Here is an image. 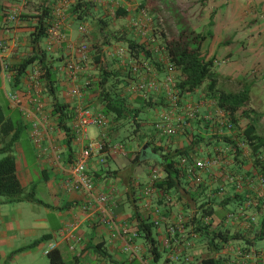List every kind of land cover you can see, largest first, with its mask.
I'll list each match as a JSON object with an SVG mask.
<instances>
[{
    "label": "crops",
    "instance_id": "obj_1",
    "mask_svg": "<svg viewBox=\"0 0 264 264\" xmlns=\"http://www.w3.org/2000/svg\"><path fill=\"white\" fill-rule=\"evenodd\" d=\"M33 1L36 0H0V38L8 45L4 52V61L8 63L7 70H2L0 61V113L3 114V119L0 121V147L17 133L18 137L11 146L15 156L16 175L24 190L26 192L33 191L34 196L43 203L29 200L14 203L0 201V264H19L21 260L29 256L32 257L33 254L46 256L45 249L50 243L56 244L55 249L60 252L65 263L66 255L69 254V262L72 264H80L84 261L95 264H133L134 262H138V264H200V260L210 254L206 249H204L205 252H202V247L195 244L197 237L195 233L190 232V227L184 225L183 229H178L174 233H169L167 230V225L175 221L176 214H188L185 211L188 202L183 191H181V199L175 198L177 200L171 201L169 204H164L160 200L154 185L150 197L143 195L144 189L149 185V174L143 173L145 169L138 170V163L144 165L145 162H149L145 158L146 154H150L146 149V152H142L145 158L142 162L133 160L135 157L133 151L136 149L127 151V145H124L123 142L125 149L122 153L116 156L103 154L106 158L103 165L97 163L96 156H92L88 161L87 168L94 174L97 189L109 194L110 202L107 207L111 206V212L113 211L116 221L120 224L121 232L110 228L109 223L104 221L102 210L93 207L83 209L86 202L82 192L68 193L62 189L59 182L60 171L53 161V152L56 151L59 154L61 164H67L78 145L67 133L72 120H59L53 110V105L54 102L60 103L63 109L71 112L79 99L69 96L67 93L68 83L65 77L55 70V67L68 59H73L74 54L68 48V44H77L85 40L77 31L79 21H75L74 18H67L64 29L65 41L60 47L57 45L54 49L47 50L45 39H42L40 45L46 52L44 61H53L56 81L53 96L44 87L40 91L41 109L38 111L34 103L35 91L30 88L27 79L28 70L38 63L35 61L29 63L26 65L25 71L18 76L12 70L13 65L20 63L33 51L28 39L31 25L35 19L32 16L34 13L32 11L34 8L37 9ZM128 1L139 3L142 1L141 6L147 7L149 12L152 10L151 13L157 11L159 6L166 7L172 17L174 28L172 25H169V28L173 34L179 33L182 29H192L201 35V52L207 59L213 58L212 70L216 78V88L225 92H246L248 94L246 109L250 117L258 120L257 128L261 129L260 120H264V0H105L104 4L97 3V12L103 13V10L113 6L114 2H120L126 9H130L128 7L133 4ZM12 9H17L22 18L20 21L5 23V14ZM69 14L71 13L69 12ZM118 20H120L119 23L124 22L123 18ZM154 32L155 29L150 26L145 37L150 36V33L153 36H150L151 40L157 41L156 34L153 35ZM14 37L18 38V45L15 46H13ZM112 48H109L112 51H107L106 56L109 59L113 57V60L118 62L113 64H117L123 70L125 59L117 55L116 46H112ZM97 69V67L94 69L92 65L88 66L87 70L79 77L78 82L83 84L85 80H90L92 83L98 76ZM92 75H95V78L91 77ZM89 88L91 89L85 90L81 101L84 105L99 110V105L95 103L97 91L92 86ZM11 94L18 96L19 102L12 100ZM189 98L198 101L195 103L198 117L188 116L189 109L186 106ZM178 99L179 102H177L174 111L177 114L182 111L183 115H179L191 118V120H188L184 129H180L176 134L170 136L169 141L156 142L157 140H155L149 146L162 145L164 148H183L191 144L192 139H195L194 136L199 134L203 138H200L198 145L193 146L196 149L195 157L213 156L219 145L214 142L205 145L208 135L216 134L218 136L226 133L232 137L231 131L216 129L225 120H211L215 100L207 95L205 84L192 92L179 95ZM216 113H219L217 108ZM37 120L41 122L39 129L43 133L47 132V137L42 138L40 147H37L31 138L32 126ZM148 121L152 123L156 120ZM64 124L67 125V131ZM212 124L215 125L214 129L211 127ZM115 126L116 122L110 121L108 128L104 130V139L111 144L119 142L120 131L115 130ZM153 127L146 124L144 131L151 135L148 136L149 139L144 138L143 143L156 138L155 134L152 135ZM98 133L99 130L92 138L98 137ZM114 134H116L115 137ZM145 146H147L146 143ZM133 147L135 148V143ZM222 147H226L225 144H222ZM142 150H144V146ZM243 151L247 152L245 146ZM125 160L129 161L130 165L126 166ZM248 167L243 168V171L252 173L251 165ZM201 175L203 181L198 186V190L191 188L192 182L188 177L184 178L183 184L187 190L197 194L203 191L208 197L213 192L212 187H215L217 177L215 171L201 172ZM206 177L208 180H204ZM256 183V180L251 181L243 190L248 191V196L252 199V202L249 201L251 202L250 206L244 212L247 215L255 214V221L256 218H259L261 223L264 219V209L258 211L255 208L254 194L263 197L264 188ZM225 188L227 191H231V184H227ZM256 188H258V192L255 191ZM3 199L4 197H0V200ZM134 203L138 205L140 212L149 216V220L152 221L156 216L161 218L160 224L153 227V236L159 243V249L162 250V256L157 261L150 255L143 240L136 241L140 237L136 236L129 240L131 233L136 230L132 216ZM223 211L224 209L215 208L212 215L220 216L222 219L225 215ZM236 219L238 220L231 222L237 224L235 227L232 226L233 229H236L234 233L243 235L244 238L253 236L254 230L259 228L264 231V224L256 226L255 221L251 223L241 215ZM74 221L78 222L74 225L73 232L79 237V241L75 242V250L71 251L69 242L63 233L66 227H69ZM222 221L224 220L222 219ZM225 226L231 228L229 227L230 223ZM128 240L135 248L134 254L124 248ZM34 241L39 242L31 248L20 250ZM239 241L242 242V240ZM260 243L261 241L256 242L255 245L243 243L244 246L250 247L245 246L244 251H255V254L248 253L250 258L256 259L252 261L253 264H264V254L256 255L258 251L255 246ZM96 244H99V250L96 249ZM260 249L264 251V247ZM100 250H105L110 254V257L100 255ZM218 253H216V257L220 256ZM246 256L244 255V257ZM228 257L229 261L227 260L225 263L221 261V264L242 263L241 258L234 259L232 254H229Z\"/></svg>",
    "mask_w": 264,
    "mask_h": 264
},
{
    "label": "trees",
    "instance_id": "obj_2",
    "mask_svg": "<svg viewBox=\"0 0 264 264\" xmlns=\"http://www.w3.org/2000/svg\"><path fill=\"white\" fill-rule=\"evenodd\" d=\"M55 4L54 0H43L39 13L35 14L34 23L31 25V31L28 34L29 43L32 46V52L29 56L22 59L18 64L12 66V70L16 73V76L21 75L25 71L26 65L35 61L38 63L43 74L41 80L44 84V88L51 94L55 92V74L53 70V61L45 62V50L41 47V41L48 33V29L51 26L52 19V6ZM142 4V3H141ZM94 4L90 0H77L71 7L70 13L76 16V19H84L88 16V13L93 14ZM126 12L122 8L116 9V17H122ZM95 30L98 34H101L103 45H109L111 42H119L127 47L128 53L138 59H148L151 61L152 67L157 69L159 79L165 76L163 62L157 61V56L160 55L158 49L151 45L147 41H139L134 35V32L115 31L107 29L109 23L107 20L99 17L94 22ZM134 35V36H133ZM201 35L196 33L192 29H182L174 36L168 37L162 33V52L166 54L168 62L173 68L177 70V78L174 84L177 95H183L198 89L201 85L205 84L207 95H209L217 107L223 111L228 120V127L234 130V135L224 133L216 136L208 135V141L205 145H209L211 142L216 143L217 147H222L225 144L226 147L222 152L221 160L226 159L230 161L229 167H232L239 173L242 179L247 181L248 184L253 180H249L250 173L243 171L241 168L245 164V159L242 157V145H244L250 153L252 159V170L256 175L264 178V134L259 132L257 128V121L249 116V112L246 109L248 104V94L246 92H225L216 88V78L214 77L213 58L207 59L201 52ZM94 47L100 49L98 45ZM122 47V46H121ZM101 54L95 52L93 54L94 60L99 64L97 79L92 82V86L97 91V105L99 110L108 115L110 121L116 122L114 127L117 130L120 126L132 125L134 130H137L141 124H150L149 114H154L153 110H164L167 108L169 102L166 99L164 92H158L149 96L147 99H143L142 96L135 95L134 98L126 92L127 85L130 80L135 78L132 76L130 68L125 63L123 70L121 67L111 68L110 65L102 63L100 65ZM54 111L58 115L59 120H71V112H67L62 108L60 103L54 102ZM145 115V117H144ZM148 117V118H147ZM153 118V117H152ZM3 119V114L0 113V121ZM240 119H246L245 126H239ZM67 126V125H66ZM65 126V130L68 128ZM153 126V125H152ZM219 127V125H218ZM221 124V128H222ZM152 135L154 127L152 128ZM68 133V132H67ZM116 136V134H114ZM137 141L144 139L151 135L144 131L141 134H137ZM143 135V136H142ZM18 137L17 133L12 135L11 138L6 141L0 147V197H4L1 202L14 203L22 200L36 201L43 203L37 199L33 191H25L21 186L18 177L16 175V162L15 156L12 153L13 141ZM195 139H192L191 144L184 146L183 148H164L162 145L149 146L152 143L151 140H147L145 143L149 147L147 153L157 156L155 161L163 176L158 178L154 183V187L159 197L163 194L176 196L177 199H181L182 192L186 195L185 211H188V221L184 223L185 227H190V232L195 233L199 238L198 242L203 240L205 248L209 254L207 257L200 260V264H221L220 256L216 257V253L231 240H242L244 244L255 245L256 242L264 240V231L261 228L254 230V235L251 237H245L237 233H231L227 225V221L233 220L232 217L226 219V223L223 227L213 228L210 226L209 221H205L203 215H212L216 206L220 209L226 210L228 206L236 205L240 208L252 202V199L248 196V191H243L244 188H238L236 185H232L231 191L226 196H219L217 190L214 193L205 196V192L195 193L185 188L183 180L187 176L185 166L180 164V157L196 152L193 148L194 145H198L200 142L199 134H196ZM219 143V144H218ZM222 143V144H221ZM135 155L134 161H144L142 152ZM221 154V152H220ZM240 171V172H239ZM243 181V183H245ZM264 185V184H263ZM264 188V186H263ZM221 189V188H217ZM241 189V190H240ZM198 190V187H197ZM202 193V194H201ZM255 195V205L258 211L264 209V196ZM253 195V196H254ZM164 196V195H163ZM218 196V197H217ZM161 200V199H160ZM251 201V202H249ZM132 216L134 218L137 237H140L147 245L148 252L152 258L157 261L162 256V250L159 249V243L153 236L152 221L149 220V216L144 215L138 210V205L133 204ZM244 212V211H243ZM245 213V212H244ZM247 215V214H246ZM250 220V219H248ZM256 222V221H255ZM254 223V222H253ZM260 223V222H259ZM261 225L264 224L262 219ZM241 234V233H240ZM46 239V238H43ZM39 241H34L32 244L21 248L20 250L31 248L35 246ZM245 245V246H246ZM244 246V249H245ZM99 250V244L95 245ZM248 247V246H246ZM250 248V247H248ZM97 250V251H98ZM244 251V250H243ZM246 251V250H245ZM100 255L110 257L105 250H100ZM245 255V254H244ZM48 264H66L57 249L50 250L46 253ZM224 258V263L229 259ZM235 259V256H234ZM241 264H245L241 261Z\"/></svg>",
    "mask_w": 264,
    "mask_h": 264
},
{
    "label": "built area",
    "instance_id": "obj_3",
    "mask_svg": "<svg viewBox=\"0 0 264 264\" xmlns=\"http://www.w3.org/2000/svg\"><path fill=\"white\" fill-rule=\"evenodd\" d=\"M55 4L52 6V19L51 26L48 29V33L45 39V46L47 50L54 49L57 45L61 46L62 42L65 41V32L66 27V7L69 5V0H54ZM95 2H102L104 0H94ZM142 12H144L142 10ZM22 18L20 12L17 9H12L7 12L4 17L5 23L20 21ZM77 31L82 35L86 32V28L83 23H80L77 27ZM18 45V38H13V46ZM8 48L7 43L0 38V61L1 68L3 71L8 69V63L4 61V52ZM74 54L73 59H68L64 61L61 65L55 67V70H58L68 83L67 93L72 98L79 99L73 110L71 111V126L69 127L68 133L71 138L78 145L77 150L73 153L71 160L67 164H61L59 159V154L53 152V161L58 170L60 171V185L65 192H82L85 196L86 204L83 206V209L93 207L104 212V221L109 223L110 228L117 232H121L120 224L116 221L113 211L111 212V206L107 207L110 202L109 194L104 191H99L95 185L94 174L88 170L87 165L88 161L92 156H96L98 164L103 165L106 162L104 153L109 156H116L123 152L124 145L122 142H116L111 144L106 142L104 139L105 131L110 123V118L108 115L104 114L100 110H94L87 105L83 104L81 97H83L85 90H87L90 85V80H85L84 83H79V77L87 70L91 58V49L87 42L80 41L77 44H68ZM118 56L125 59V63L128 68H130L134 80H130L127 85V90L130 92H136L145 98V95H151L152 93L164 92L167 101L169 104L167 108L160 113L159 120L154 122V130L159 136H173L181 127H183V120L181 116H178L174 109L177 107L178 96L174 88V80L170 75H165L163 78L159 79L151 74V63L148 59H140L132 57L128 51L122 47L116 49ZM162 57L158 59L160 61ZM150 63V64H149ZM147 73V74H146ZM43 70L39 64L31 67L27 72V79L29 82L30 88L35 91L34 103L37 106V110L41 109V99L40 91L44 87V84L41 80ZM10 98L19 102L18 96L11 94ZM189 109L188 116H194L195 107L188 105ZM41 125L40 120H37L36 123L32 126L31 138L32 142L40 147L41 140L44 137H47V132L44 133L39 129ZM95 126L98 130V137L92 138L89 135V127ZM182 129V128H181ZM221 152V154H220ZM223 150H219L218 155L213 156H204V157H195L193 153L182 155L180 157V164L185 166V170L190 181L195 185H200L202 182L201 172L209 171L214 168L220 161L221 156L223 155ZM159 178L157 171L151 170L149 174V185L148 188H145L143 195L145 197H150L153 193V185L156 180ZM236 186L241 188L240 183H237ZM164 195V196H163ZM160 199L167 203L171 201V197L163 194ZM188 213V211H187ZM245 216V218L250 219L249 222L253 223L255 221L254 215H246L243 211L239 214H230L228 217H240ZM160 217H155L152 219V223L155 226L160 224ZM208 217H204L205 221H208ZM188 220V214L178 213L175 216V221L172 224L167 225V230L169 233H174L178 229H183L184 223ZM78 223L74 221L70 226L66 227L64 230V237L69 242V249L71 251L75 250V242L79 241V237L73 232L74 225ZM123 227V225H122ZM137 232L134 230L129 237V240L136 237ZM127 241L124 248L129 250L134 254L135 248L132 246L130 241ZM56 244L50 243L45 249V253L50 250L55 249ZM80 264H95L88 261L80 262Z\"/></svg>",
    "mask_w": 264,
    "mask_h": 264
},
{
    "label": "rangeland",
    "instance_id": "obj_4",
    "mask_svg": "<svg viewBox=\"0 0 264 264\" xmlns=\"http://www.w3.org/2000/svg\"><path fill=\"white\" fill-rule=\"evenodd\" d=\"M42 1L43 0L33 1L35 3V6H37V9L33 7L34 10L32 12H34V13H32L33 14L32 16H35V14L39 13L40 8L42 6ZM76 1L77 0H69V5L66 7V9L68 10V15L66 16V21H67V18L68 19L69 18L70 19L74 18L75 21H77V22L79 21V23H77V27H78V25L80 23L84 24V26L86 28V32L83 35H81V37L85 40V42H87L89 44L90 49H91V53L92 54H91L89 66H91V65L94 66V69L96 67L98 68L99 64L95 62L94 57H93V54L95 52H97V53L101 54L100 55L101 56L100 65L102 63H105V64L110 65L111 68H116V67H118L117 64H113V63H118V62H115L113 60V57H110V59L107 58L106 52L107 51H112V49H113L112 46L113 47L116 46V49H118V47L122 46V48L127 50V47L124 44H121L119 42H111L109 45H103V43H102L103 38L101 37L102 35L98 34V32L95 30L96 27H94L95 25L93 23L97 18L101 17V18H103V19L108 21V23H109V26L107 27L108 30L109 29L115 30V31H121L122 30L124 32H131V30H132L134 32V35L135 36L137 35L136 37L138 38L139 41H141V42L142 41H147L148 43H151V45L155 46V49H158V52H160V55L157 56L156 60L160 61L158 58L162 57L161 58V60H162L161 62H163L162 65L164 66V72L163 73L165 75H170L173 78L174 82L176 81V78H177V75H178L177 70L172 67V65L168 62V58L166 57V54L162 52V33L167 35L168 37H170L171 35L172 36L176 35L175 33L173 34V33L170 32L169 25H172V28H174V27H173V24H172V21H171L172 17L169 14V12H168L166 7L159 6L157 11H155L154 13H151L152 10H150V12H149V9L147 7H142L141 6V2L142 1L140 3L137 2V1H136L137 3L135 1H128L129 3L133 4V6H129L128 7L130 9H126L123 6V4L120 3V2L119 3L114 2V4H112L113 6H111V7L109 6L110 7V8L108 7L109 9L105 8L103 10V13L100 12L101 13L100 14V13L97 12V2H95L94 0H90V2H92L94 4L93 11H92L93 14L88 13V16L86 18H84V19L83 18L82 19H76V16L74 17L73 14H69V12L71 10V7L75 4ZM104 1L98 2V4H104ZM125 1H127V0H125ZM117 7L118 8L120 7L123 10H125L126 14L125 15L123 14L122 17L115 18L116 17V9H117ZM137 8L139 9V11H138ZM67 10H66V14H67ZM142 10L144 12H142ZM121 18H123V20H124L123 23H119L120 20H118V19H121ZM115 20H116V23H115ZM150 26L155 29V32L153 33V35L156 34L155 37H156L157 41L151 40V37H153V36L150 33H149V35L151 37L150 36L145 37L147 35L148 29H150ZM95 45H98V47L100 48V49H98L99 51H97V48L94 47ZM108 47L112 48V49L110 50ZM141 60H143V59H140V61ZM150 63H151V61H150ZM97 74H98V69H97ZM151 74H153V76L156 77V78H158V76H161V75L158 74L157 69H155L152 66H151ZM94 76L92 75L91 77L95 78ZM95 80H93L92 82H94ZM90 86H92V83H91ZM88 89H91V88H88ZM126 92L128 94H130V96L132 98H134L135 95L141 96V95L137 94L136 92H130L128 90H126ZM149 96H151V95H145V98L144 97H142V98L143 99H147ZM152 96H153V94H152ZM178 102H179V99H178ZM95 103L97 105V100H96ZM195 103H198V101L197 100L194 101V99H190L189 98L186 108L188 107L189 104L194 106L195 107V115L194 116L198 117V110H197V106L195 105ZM214 105H215V107H214V109L212 108V118H211V120H225L222 123L223 127L221 128V125H219V127H217L216 129L217 130L219 129L221 131L222 130L223 131H227V132L231 131L230 133L233 136L234 135V130L230 129L228 127V120H227L226 115L223 113V111H221L217 107L216 103ZM216 108L219 111V113H216ZM153 111H154V114L152 113V114L148 115L149 117H151L148 120H156L157 121L160 118V113H162L164 110L161 109V110H153ZM179 114L183 115L182 111H180L177 115L180 116ZM144 117H145V115H144ZM181 118H182V120L184 122L183 127H181V128L184 129L186 127V125L188 124V120H191V118L188 119V118H185L184 116H182ZM201 119H203V118H201ZM260 122H261V124L260 123L259 124L261 125L260 126L261 129H259V132L264 134V125H263L264 124V120H260ZM150 124H152V123H150ZM245 124H246V119L245 120L244 119H240L239 126H245ZM132 125L120 126L117 129L118 131H120V135H119L118 140L120 142H123L124 145H127V148H126L127 151L130 150V149H136L135 151H133V153H135V155H138V153L143 149V146H144V150L148 149V151H149V147L145 146V143H143V139L137 141V137H140L137 134H141V133L144 132V130L146 129V124H141L138 127L137 130H134V127ZM152 125L154 126V124H152ZM211 127H212V129H214L215 125L212 124ZM97 132H98V130H97V128L95 126H90L89 127V135H90V137H94L95 133H97ZM153 134L156 135V138H153V141H155V140H157L156 142H167V141H169L168 140L169 139L168 136L160 137L158 134H156L155 130L153 131ZM113 136L115 137V135H113ZM159 137H160V140H159ZM145 138L149 139L148 137H145ZM134 143H135V148L133 147ZM223 149L224 148H222V147H218V149L215 151L214 155L217 156L218 153H219V150H223ZM243 149H244V145H242V157L247 162H245V164H243L244 167L242 166V168H241L242 170H243V168H249L248 166H250L252 164V159H251L249 150L245 147V151H247V152H244ZM197 157H204V156H197ZM145 158L149 162H145L144 165L138 163V166H139L138 170H140V169L144 170L145 169L143 171V173L148 175V174H150L151 170L155 169L157 171V173L159 174V178L161 176H163L162 171L160 170L158 164L155 162V161H157V156L153 155V154H146ZM149 158H152V159H149ZM125 161H126V166L130 165L129 161H127V160H125ZM229 162L230 161H228L226 159H224V160L222 159L211 170L202 171V172H213V171H215V174H216V177H217V181H216L215 187H212V190H213L212 193H214L215 190H217L218 193L221 194L223 197H224L225 194H229L228 193L229 191H227L226 188H225V186L227 184H231V188L233 187L232 186L233 184L236 185L237 183H240L241 189L242 188L245 189L247 187V181L248 180L244 181L242 179L241 175L239 173H237V171H235L233 166L229 167V165H230ZM147 171H148V173H147ZM247 176H248L249 180H256V182L259 185L264 186L263 185L264 184V178L260 177L259 175H256L254 173V171H252V173H250ZM201 177H202V175H201ZM206 179L208 180V177L204 178V180H206ZM202 181H203V179H202ZM243 181L245 183H243ZM198 186H200V185H195L193 183L191 184V188H197ZM217 188H221V189L219 190ZM255 191L258 192L259 191L258 188H256ZM212 193H210V194H212ZM175 198H176V196L171 195V201L177 200ZM185 198H186V196H185ZM164 204H169V202L164 203ZM24 206H26V205L24 204ZM248 206H250V205H247V204L245 206L242 205V207H244V208H240V206L237 207L236 205L228 206L227 209L223 211V212H225V215L223 216L222 219L226 222V219L228 218V215H230V214H239L240 212L245 211V209ZM216 207L218 209V206H216ZM251 214H253V213H251ZM253 215L255 216V214H253ZM205 216L209 218L208 221L210 222V226L211 227H213V228L220 227L221 228V227L224 226V223H223L224 221H222V219H220V216L216 217V216H213V215L204 214L203 217H205ZM236 218L237 217L233 218V220H238ZM233 220L231 219V220L227 221V223H230L229 227H231V228L229 230L234 233V231H236V229H233V227H235L237 224L236 223L232 224L231 222ZM255 224H256V226H257V224H260L259 223V218H256V223ZM140 240H142V239L141 238H137L136 239L137 242H139ZM196 240L197 241L195 242V244L197 246L202 247V249H203L202 252H205L204 249H206V248H205V245L203 243V240L200 239L199 242H198L199 238H196ZM255 247L257 248V251H258L257 255H261L262 253L264 254L263 249H260L261 247H264V240H262L261 243L259 245L255 246ZM243 250H244L243 243L241 241H239V240L233 239V240L230 241V243L224 244V246L218 251L219 253L218 252L217 253H218V255H220V259L223 262L225 261L224 258L228 257L229 254L230 255L232 254L233 256H235V259H240L241 258V260L244 261L246 264L252 263V261L256 260V259H252V258H250L248 256L244 257V254L246 255L249 252L253 253L255 251L249 250V252H246V251H243ZM69 260H70V255L67 254L66 258H65L66 264H72L71 262H69ZM19 264H48V259H47V257L45 255H40V254L34 255L33 254L32 257L29 256L26 259L21 260V262ZM133 264H138V262H134Z\"/></svg>",
    "mask_w": 264,
    "mask_h": 264
},
{
    "label": "clouds",
    "instance_id": "obj_5",
    "mask_svg": "<svg viewBox=\"0 0 264 264\" xmlns=\"http://www.w3.org/2000/svg\"><path fill=\"white\" fill-rule=\"evenodd\" d=\"M253 253L255 254V252H253ZM253 253H251V254H253ZM246 255L249 257L250 254L247 253ZM256 255H257V253H256Z\"/></svg>",
    "mask_w": 264,
    "mask_h": 264
}]
</instances>
